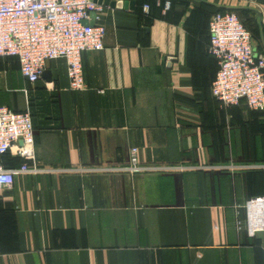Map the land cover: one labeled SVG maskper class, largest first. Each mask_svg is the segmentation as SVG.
Returning <instances> with one entry per match:
<instances>
[{
    "label": "crops",
    "instance_id": "1",
    "mask_svg": "<svg viewBox=\"0 0 264 264\" xmlns=\"http://www.w3.org/2000/svg\"><path fill=\"white\" fill-rule=\"evenodd\" d=\"M111 1L96 22L104 49L82 55L85 90H70L64 60L48 64L51 82L31 84L16 58H0V106L31 114L36 165L119 166L132 147L146 165L264 163V115L212 94L210 20L247 6ZM233 11L264 57V5ZM23 163L16 149L0 156L4 168ZM260 196L262 170L21 174L0 190V264H264V232L248 234L243 208Z\"/></svg>",
    "mask_w": 264,
    "mask_h": 264
},
{
    "label": "built area",
    "instance_id": "2",
    "mask_svg": "<svg viewBox=\"0 0 264 264\" xmlns=\"http://www.w3.org/2000/svg\"><path fill=\"white\" fill-rule=\"evenodd\" d=\"M235 1L256 10L264 5V0ZM105 7L94 0H0V58H16L21 76L31 84L42 79L51 61L64 60L70 90H85L82 55L104 49L106 28L96 22ZM169 8L170 3L167 2L165 10ZM144 11L149 12V6H145ZM91 14H95L93 24L88 23ZM209 33V53L218 64L212 84L213 96L224 108H232L245 101L252 111L264 113V57L257 53L251 32L236 12L225 10L213 14ZM34 144L31 114L0 106V155L16 149L24 160L18 168L0 165V190L13 185L15 177L21 174L134 176L199 171L234 175L264 171V163L241 164L233 161L184 166L146 165L142 163L137 147L130 148L128 162L119 166L40 168L35 163ZM243 208L248 234L255 236L264 232V196L249 199ZM237 226L241 230L243 222L238 220Z\"/></svg>",
    "mask_w": 264,
    "mask_h": 264
},
{
    "label": "water",
    "instance_id": "3",
    "mask_svg": "<svg viewBox=\"0 0 264 264\" xmlns=\"http://www.w3.org/2000/svg\"><path fill=\"white\" fill-rule=\"evenodd\" d=\"M96 2H98L99 4H102L106 7H111V8H115L116 7V2L114 1H111V0H94ZM134 4L131 2H125L124 3V7L125 8H133ZM225 9H231V10H240V9H246V10H249L251 11L252 13L256 14L257 16H259V11L254 9V8H250V7H243V8H227V7H224ZM95 16V14H94ZM44 80L48 81V82H51V73L49 71H45L44 74H43V77H42Z\"/></svg>",
    "mask_w": 264,
    "mask_h": 264
},
{
    "label": "trees",
    "instance_id": "4",
    "mask_svg": "<svg viewBox=\"0 0 264 264\" xmlns=\"http://www.w3.org/2000/svg\"><path fill=\"white\" fill-rule=\"evenodd\" d=\"M225 10H231V9H225V8H222V9H218L216 12L225 11ZM231 11H233V10H231ZM235 12H236V11H235ZM241 12H243L244 14H251V13H252L251 11L246 10V9H241ZM242 22L244 23V25H245L246 28H247L246 22L243 21V20H242ZM254 112H256V111H254ZM258 113H261V112H258ZM261 114L264 115V113H261ZM6 154H8V153H6ZM6 154H4V155H6ZM4 155H0V156H4ZM208 173H218V174H220V173H223V172H208Z\"/></svg>",
    "mask_w": 264,
    "mask_h": 264
}]
</instances>
